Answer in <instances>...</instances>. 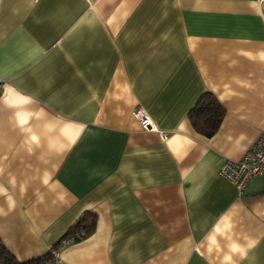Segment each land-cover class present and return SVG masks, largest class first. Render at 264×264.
Listing matches in <instances>:
<instances>
[{
  "label": "crops",
  "instance_id": "obj_1",
  "mask_svg": "<svg viewBox=\"0 0 264 264\" xmlns=\"http://www.w3.org/2000/svg\"><path fill=\"white\" fill-rule=\"evenodd\" d=\"M0 81L18 261L88 212L48 264H264V178L219 174L264 131V0H0ZM204 91L224 108L209 137L188 116Z\"/></svg>",
  "mask_w": 264,
  "mask_h": 264
},
{
  "label": "trees",
  "instance_id": "obj_2",
  "mask_svg": "<svg viewBox=\"0 0 264 264\" xmlns=\"http://www.w3.org/2000/svg\"><path fill=\"white\" fill-rule=\"evenodd\" d=\"M223 114L224 108L209 91L202 92L188 112L194 130L205 137L211 136L216 131ZM87 213L83 212L76 218L64 236L76 231H83L82 237H84L92 232L96 222L95 216L92 213ZM53 259L54 256L49 252L40 258L18 261L0 239V264H48Z\"/></svg>",
  "mask_w": 264,
  "mask_h": 264
},
{
  "label": "built area",
  "instance_id": "obj_3",
  "mask_svg": "<svg viewBox=\"0 0 264 264\" xmlns=\"http://www.w3.org/2000/svg\"><path fill=\"white\" fill-rule=\"evenodd\" d=\"M1 90L2 82L0 81V93ZM134 114L143 128L156 130L151 117L144 108H137ZM219 174L232 183L238 193H241L253 178H264V131L258 135L241 157L237 159L227 158L220 166ZM82 236L83 231H76L62 238L57 247L52 250L54 257L60 247L77 241Z\"/></svg>",
  "mask_w": 264,
  "mask_h": 264
}]
</instances>
